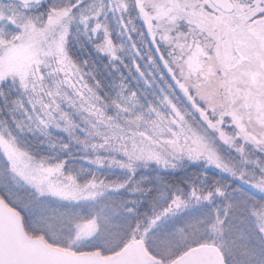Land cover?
<instances>
[{
  "label": "snow or ice",
  "instance_id": "6c2138e0",
  "mask_svg": "<svg viewBox=\"0 0 264 264\" xmlns=\"http://www.w3.org/2000/svg\"><path fill=\"white\" fill-rule=\"evenodd\" d=\"M0 264H264V0H0Z\"/></svg>",
  "mask_w": 264,
  "mask_h": 264
}]
</instances>
